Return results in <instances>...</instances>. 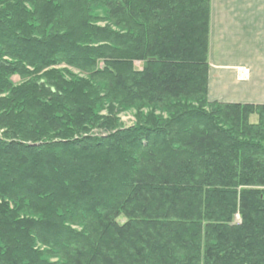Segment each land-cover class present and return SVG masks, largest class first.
I'll return each mask as SVG.
<instances>
[{
  "label": "trees",
  "instance_id": "16d2710c",
  "mask_svg": "<svg viewBox=\"0 0 264 264\" xmlns=\"http://www.w3.org/2000/svg\"><path fill=\"white\" fill-rule=\"evenodd\" d=\"M210 22L0 0V264H264V105L209 101Z\"/></svg>",
  "mask_w": 264,
  "mask_h": 264
},
{
  "label": "crops",
  "instance_id": "0c3cea01",
  "mask_svg": "<svg viewBox=\"0 0 264 264\" xmlns=\"http://www.w3.org/2000/svg\"><path fill=\"white\" fill-rule=\"evenodd\" d=\"M208 99L264 105V0H211Z\"/></svg>",
  "mask_w": 264,
  "mask_h": 264
},
{
  "label": "rangeland",
  "instance_id": "374dc122",
  "mask_svg": "<svg viewBox=\"0 0 264 264\" xmlns=\"http://www.w3.org/2000/svg\"><path fill=\"white\" fill-rule=\"evenodd\" d=\"M136 67L138 69H141V64L137 63ZM210 69H211V67H210ZM75 73L77 74V72H75ZM14 82L16 84H19L21 82V80L19 78H15ZM208 89H209V86H208ZM135 116H136V113L134 111H128V112L121 113L118 117L120 119V122L122 123V126L124 128H129V127L135 125V123H136V117ZM256 122H257V117L255 116L252 118V123H256ZM1 134H2V132H0V136H1ZM118 221L120 223L125 222L124 218H120Z\"/></svg>",
  "mask_w": 264,
  "mask_h": 264
}]
</instances>
